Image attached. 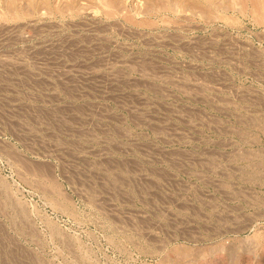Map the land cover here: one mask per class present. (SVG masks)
<instances>
[{
	"label": "rangeland",
	"instance_id": "rangeland-1",
	"mask_svg": "<svg viewBox=\"0 0 264 264\" xmlns=\"http://www.w3.org/2000/svg\"><path fill=\"white\" fill-rule=\"evenodd\" d=\"M0 264H264V0H0Z\"/></svg>",
	"mask_w": 264,
	"mask_h": 264
},
{
	"label": "bare ground",
	"instance_id": "bare-ground-1",
	"mask_svg": "<svg viewBox=\"0 0 264 264\" xmlns=\"http://www.w3.org/2000/svg\"><path fill=\"white\" fill-rule=\"evenodd\" d=\"M262 1V0H261Z\"/></svg>",
	"mask_w": 264,
	"mask_h": 264
}]
</instances>
